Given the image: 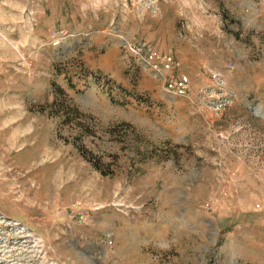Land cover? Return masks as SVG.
I'll list each match as a JSON object with an SVG mask.
<instances>
[{
	"label": "rangeland",
	"instance_id": "obj_1",
	"mask_svg": "<svg viewBox=\"0 0 264 264\" xmlns=\"http://www.w3.org/2000/svg\"><path fill=\"white\" fill-rule=\"evenodd\" d=\"M263 201L264 0H0V264H264Z\"/></svg>",
	"mask_w": 264,
	"mask_h": 264
},
{
	"label": "built area",
	"instance_id": "obj_2",
	"mask_svg": "<svg viewBox=\"0 0 264 264\" xmlns=\"http://www.w3.org/2000/svg\"><path fill=\"white\" fill-rule=\"evenodd\" d=\"M136 56L139 57L142 64L150 67L157 75L165 79L166 90L178 96H188L190 90L191 79L188 75L181 74L174 77L175 59L171 55H156L153 51L146 54L141 49L134 50ZM214 78H217L214 75ZM264 207V201H263Z\"/></svg>",
	"mask_w": 264,
	"mask_h": 264
},
{
	"label": "trees",
	"instance_id": "obj_3",
	"mask_svg": "<svg viewBox=\"0 0 264 264\" xmlns=\"http://www.w3.org/2000/svg\"><path fill=\"white\" fill-rule=\"evenodd\" d=\"M62 90H63V89H62ZM62 90H61V88H58V89H57V92H58V93H60V92L62 93Z\"/></svg>",
	"mask_w": 264,
	"mask_h": 264
}]
</instances>
